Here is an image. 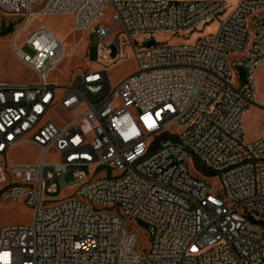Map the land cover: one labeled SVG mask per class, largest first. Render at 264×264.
Here are the masks:
<instances>
[{
    "label": "built area",
    "instance_id": "built-area-1",
    "mask_svg": "<svg viewBox=\"0 0 264 264\" xmlns=\"http://www.w3.org/2000/svg\"><path fill=\"white\" fill-rule=\"evenodd\" d=\"M35 3L0 0L1 12L22 19L13 53L35 75L0 82V184L10 182L0 196L33 208L30 225L0 228V264H264V137L246 141L242 124L264 61V0ZM58 13H71L77 30L102 40L101 59L111 57L113 43L121 53L119 35L103 42L120 30L137 69L115 84L106 71L90 70L48 83L63 43L45 25L19 35L32 19ZM210 20L216 32L194 43L137 48L133 40L191 33ZM60 109L65 119H48ZM173 127L175 139L159 138ZM22 144L38 148L39 161L10 162ZM192 159L216 174L219 194L192 174ZM101 168L110 173L95 177ZM69 172L80 186L48 199L54 179ZM133 221L145 224L147 248H138Z\"/></svg>",
    "mask_w": 264,
    "mask_h": 264
},
{
    "label": "rangeland",
    "instance_id": "rangeland-1",
    "mask_svg": "<svg viewBox=\"0 0 264 264\" xmlns=\"http://www.w3.org/2000/svg\"><path fill=\"white\" fill-rule=\"evenodd\" d=\"M46 0H36L35 9H39ZM229 5H234L236 0H228ZM112 8L107 6L104 12V20L109 23L112 18ZM22 19L15 16H8L0 11V82L4 83H25L35 81L34 73L21 63L13 53V36L21 26ZM45 25L63 43L64 56L62 60L48 73V83L63 85L81 72L106 71L112 84H115L132 74L137 69L133 48L130 40L120 34L116 29L103 40L107 42L115 40L118 35L122 41V50L118 54L116 43L111 45V57L117 56V60L111 63L108 55L100 58L98 45L102 41L95 34L89 31L77 30L74 26V17L71 13H58L43 15L30 21V26L26 30H21L19 41L25 39L35 28ZM218 28L217 20H210L208 23L199 26L191 33L168 34L166 32H156L154 34H141L133 37L135 46L139 48L144 45L154 43L187 44L194 43L199 37L209 33H215ZM19 44V42H18ZM26 51L32 53L29 47ZM256 86V102L243 115V130L245 140L251 141L258 137H264V61L260 63L254 72ZM65 112L59 110L49 118L63 120ZM178 134L176 127L170 128L166 134H159V138L172 137L175 139ZM54 155H48V158ZM40 159L38 148L30 144H22L12 149L9 154L10 162H37ZM192 174L203 175L208 183L212 185L213 192L219 194L221 191L220 180L216 174L207 170L202 164L194 159L187 162ZM87 171V170H86ZM89 174V170L87 171ZM110 173L108 168H101L95 177L107 176ZM118 174L116 171L113 175ZM90 175V174H89ZM10 182L0 184V191L7 188ZM57 185V192H47L48 199L59 200L70 196L81 184V179L75 177L72 172L60 175L54 179ZM33 220V208L24 199L16 200L0 196V228L11 225H30ZM131 227L138 230L137 243L139 249L147 248L149 245V234L144 223L131 222Z\"/></svg>",
    "mask_w": 264,
    "mask_h": 264
},
{
    "label": "snow or ice",
    "instance_id": "snow-or-ice-1",
    "mask_svg": "<svg viewBox=\"0 0 264 264\" xmlns=\"http://www.w3.org/2000/svg\"><path fill=\"white\" fill-rule=\"evenodd\" d=\"M5 255H7V254H5Z\"/></svg>",
    "mask_w": 264,
    "mask_h": 264
}]
</instances>
